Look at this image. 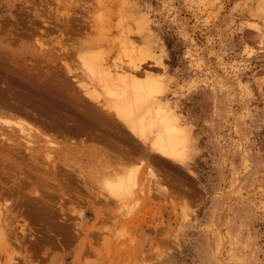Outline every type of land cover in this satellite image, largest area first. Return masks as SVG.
Instances as JSON below:
<instances>
[{
	"label": "rangeland",
	"instance_id": "rangeland-1",
	"mask_svg": "<svg viewBox=\"0 0 264 264\" xmlns=\"http://www.w3.org/2000/svg\"><path fill=\"white\" fill-rule=\"evenodd\" d=\"M126 37L183 133L177 159L126 131L138 181L115 201L104 187L119 160L98 142L49 133L46 148L33 132L47 149L33 159L0 138V186L18 189L0 195L18 237L0 239V264H264V0H0L6 64L101 103L89 64H119Z\"/></svg>",
	"mask_w": 264,
	"mask_h": 264
},
{
	"label": "bare ground",
	"instance_id": "bare-ground-1",
	"mask_svg": "<svg viewBox=\"0 0 264 264\" xmlns=\"http://www.w3.org/2000/svg\"><path fill=\"white\" fill-rule=\"evenodd\" d=\"M121 48L123 49V58L119 64L99 58L89 64L92 77L97 79L96 82L107 91V96L110 98L106 101L107 103L98 101L94 94L95 98H93L88 88L87 92L89 93H85L86 97H83L84 95L78 94L74 87L67 88L60 82L44 80L41 82L42 80L33 79L31 72L27 69L18 68V65L15 66V64L7 65L3 60L6 53L0 52V129H3L4 124H8V128H13V133L9 131L10 136L6 135L7 133L0 135L2 140L13 143L11 146L4 145L9 150L17 152V155L24 153L29 158L36 159L35 152L47 148L45 144L50 141L49 133L62 136L72 143L71 145H75V138L81 137H84L85 140L98 142L108 153L114 154L119 160L117 162L119 168L114 175H109L104 187L110 198L115 201L128 198L138 181V169H124V160L129 159L135 152V148L131 147L132 149L126 150V146L124 149H122L123 146H120L122 141L119 138L124 135L125 140L127 138L126 131L140 138L145 147L149 143L150 149L161 159H177L180 146L184 141L176 117L167 115L164 106L153 101L154 95L162 91L161 84L157 79L148 77L146 71H139L142 59L146 57L144 53L129 37L123 38ZM140 77L147 78L140 80ZM83 88L86 90V87ZM95 101L98 102L97 106L100 104L101 107H97L94 104ZM33 132L37 142L46 148L41 145H39V149L32 147L34 145L33 141L31 142ZM127 139L129 140L130 137L128 136ZM30 144L33 145L30 146ZM18 148L22 150H18ZM147 152L141 149L139 151L141 158L149 157ZM113 159L115 160V158ZM141 162L139 160V163ZM149 165L143 179L149 176L153 180V184L155 182V185H158L161 179ZM9 171L13 172V170ZM10 174L14 175V173ZM1 187L5 188V185L0 186V195L6 192V194L13 193V191L18 192L16 187L15 190L5 188L6 192ZM36 196L39 197V195ZM44 199L42 198V202L45 203ZM38 200L35 199L34 202L37 203ZM45 204L44 209H46ZM41 209L37 211H41ZM0 214L2 213L0 212ZM3 218L0 219L4 220L5 228L3 226H1L2 229L0 228V239L4 241L11 239V236L16 237L17 234L12 227V222H8V217ZM17 238L15 239L17 240Z\"/></svg>",
	"mask_w": 264,
	"mask_h": 264
}]
</instances>
